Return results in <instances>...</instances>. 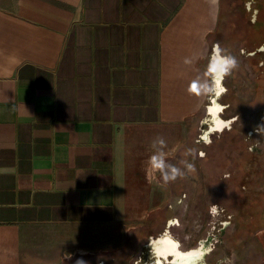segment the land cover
I'll return each instance as SVG.
<instances>
[{
    "label": "crops",
    "instance_id": "0c3cea01",
    "mask_svg": "<svg viewBox=\"0 0 264 264\" xmlns=\"http://www.w3.org/2000/svg\"><path fill=\"white\" fill-rule=\"evenodd\" d=\"M226 5L0 0V264H123L136 246L133 264H173L151 241L182 250L178 217L147 228L179 203L165 174L208 143L212 98L230 106L213 63L244 40Z\"/></svg>",
    "mask_w": 264,
    "mask_h": 264
},
{
    "label": "rangeland",
    "instance_id": "374dc122",
    "mask_svg": "<svg viewBox=\"0 0 264 264\" xmlns=\"http://www.w3.org/2000/svg\"><path fill=\"white\" fill-rule=\"evenodd\" d=\"M226 2L227 17L222 20L229 24L223 31L232 41L235 30L231 24L237 28L243 24L244 50L240 56L241 51L221 40L222 47L236 60V67L225 76L231 92L221 97L230 106L218 112L225 125L212 129L207 144L197 141L196 154L187 149L180 156L176 168L183 175L172 182L165 180L181 199L178 204L166 202L171 207L156 215L147 229L150 232L156 224L159 227L169 212L179 219V226L171 227V231L182 250L201 244L207 247L208 253L194 264H264V0ZM250 7L256 8V14ZM251 18L256 21L250 22ZM258 45L259 53H247ZM204 128L203 124L197 126L195 136L203 134ZM137 250L138 246L127 250L123 264H133ZM93 259H84V264H91ZM106 264L118 263L112 259Z\"/></svg>",
    "mask_w": 264,
    "mask_h": 264
},
{
    "label": "bare ground",
    "instance_id": "6f19581e",
    "mask_svg": "<svg viewBox=\"0 0 264 264\" xmlns=\"http://www.w3.org/2000/svg\"><path fill=\"white\" fill-rule=\"evenodd\" d=\"M216 52H218L217 49H216ZM222 58L223 57H220V55L217 53L215 55V60L213 63V65L215 67V77L214 78H215V81L217 84L215 95L220 94V92H221L220 89H222V87L219 85V80H220V77L222 74L219 71V61ZM221 108L222 107L218 104V102H216V100H214V98H212V102L210 103V105L208 107V113L210 115V119L212 120L210 130H212V129L214 131L220 130L225 125V122L223 120H221L218 116V112L221 110ZM206 136H207V134L205 135V138H206ZM151 243H152L154 251L157 255L166 256L168 253H172L174 256L173 264H194L197 262L198 258H200L203 255L204 251L207 248L204 244H201L199 246V248H197V249H194V250L191 249L188 251H181L178 248V242L173 240L168 234H164L161 237L152 239ZM157 263L158 264L161 263L160 258L157 259Z\"/></svg>",
    "mask_w": 264,
    "mask_h": 264
},
{
    "label": "clouds",
    "instance_id": "9594fccd",
    "mask_svg": "<svg viewBox=\"0 0 264 264\" xmlns=\"http://www.w3.org/2000/svg\"><path fill=\"white\" fill-rule=\"evenodd\" d=\"M235 67H236V60L231 56L225 55L219 61V71L225 76L229 75ZM220 91H224V89H220ZM160 143L162 144L163 141L161 140ZM156 158H159V157H156ZM188 167H191V165H189ZM181 175H183V173L179 168L172 167L171 175L166 176V179L175 180L177 176H181Z\"/></svg>",
    "mask_w": 264,
    "mask_h": 264
},
{
    "label": "trees",
    "instance_id": "16d2710c",
    "mask_svg": "<svg viewBox=\"0 0 264 264\" xmlns=\"http://www.w3.org/2000/svg\"><path fill=\"white\" fill-rule=\"evenodd\" d=\"M254 2V1H253ZM253 2H252V4H253ZM252 10V9H251ZM242 220H243V218H242Z\"/></svg>",
    "mask_w": 264,
    "mask_h": 264
}]
</instances>
